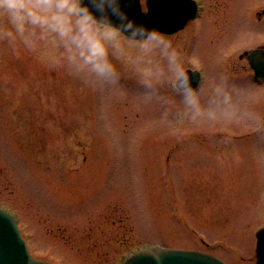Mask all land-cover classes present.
Segmentation results:
<instances>
[{"label":"rangeland","instance_id":"1","mask_svg":"<svg viewBox=\"0 0 264 264\" xmlns=\"http://www.w3.org/2000/svg\"><path fill=\"white\" fill-rule=\"evenodd\" d=\"M224 1L203 0V15L172 36L200 84L229 78L231 99L205 95L195 118L167 89L145 99L127 75L92 84L55 66L43 41L32 51L0 39V205L33 257L118 264L157 245L257 264L264 81L248 80L238 50L264 39V21L248 22L264 0Z\"/></svg>","mask_w":264,"mask_h":264},{"label":"clouds","instance_id":"2","mask_svg":"<svg viewBox=\"0 0 264 264\" xmlns=\"http://www.w3.org/2000/svg\"><path fill=\"white\" fill-rule=\"evenodd\" d=\"M0 39L35 51L37 41L50 61L95 84H118L127 75L143 89L145 99L179 98L193 118L218 98L231 99L228 77L220 74L192 83L189 63L174 38L137 21L124 0H0Z\"/></svg>","mask_w":264,"mask_h":264},{"label":"water","instance_id":"3","mask_svg":"<svg viewBox=\"0 0 264 264\" xmlns=\"http://www.w3.org/2000/svg\"><path fill=\"white\" fill-rule=\"evenodd\" d=\"M147 11L141 8L140 0H124V7L129 14L155 27L164 33H173L185 26L195 17L197 5L194 0H147ZM250 58L257 75L264 74V57L260 49L251 53ZM192 83L198 84L200 74L191 70ZM257 243L255 257L257 264H264V227L256 232ZM0 264H54L35 259L31 256L14 217L0 208ZM121 264H224L211 254L190 249L150 246L131 254Z\"/></svg>","mask_w":264,"mask_h":264},{"label":"flooded vegetation","instance_id":"4","mask_svg":"<svg viewBox=\"0 0 264 264\" xmlns=\"http://www.w3.org/2000/svg\"><path fill=\"white\" fill-rule=\"evenodd\" d=\"M222 2H224L228 7H229V2L227 1H224V0H221ZM200 2V13H199V16L200 15H203V11L205 10V5L203 3V0H199ZM264 2L262 4H259L257 7H255L253 10L250 9L249 11V17H248V22L249 23H254V22H262L264 21ZM225 6V7H227ZM260 6H262L261 8H259ZM195 20V19H194ZM194 20L190 21V22H193ZM177 34V33H176ZM174 34V36L176 35ZM171 36H173V34H171ZM255 48H259L260 51L263 53L264 55V39L260 40L259 42L251 45V46H248V47H245V48H242L241 50H238L239 51V58L243 61H245L247 63V66H248V69H249V75L250 77H248V80L253 82L254 84L255 83H261L264 81V74H261L259 76H256V68L253 67L251 64H250V60L248 59L247 55H241L244 51L246 50H249V49H255ZM262 60H264V57L262 58ZM260 70H264V66L263 67H260L259 68Z\"/></svg>","mask_w":264,"mask_h":264},{"label":"bare ground","instance_id":"5","mask_svg":"<svg viewBox=\"0 0 264 264\" xmlns=\"http://www.w3.org/2000/svg\"><path fill=\"white\" fill-rule=\"evenodd\" d=\"M174 34H176V32H175V33H173V36H174Z\"/></svg>","mask_w":264,"mask_h":264}]
</instances>
